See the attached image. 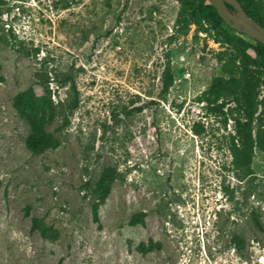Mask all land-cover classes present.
<instances>
[{
	"label": "rangeland",
	"instance_id": "rangeland-1",
	"mask_svg": "<svg viewBox=\"0 0 264 264\" xmlns=\"http://www.w3.org/2000/svg\"><path fill=\"white\" fill-rule=\"evenodd\" d=\"M179 8L0 0V264H264V151L235 167L230 109L200 101L216 54L237 50L264 97V51L224 24L180 31ZM22 92L35 119L48 95L78 100L45 126L55 141L38 154L14 104Z\"/></svg>",
	"mask_w": 264,
	"mask_h": 264
},
{
	"label": "trees",
	"instance_id": "trees-1",
	"mask_svg": "<svg viewBox=\"0 0 264 264\" xmlns=\"http://www.w3.org/2000/svg\"><path fill=\"white\" fill-rule=\"evenodd\" d=\"M175 1L180 6L175 20V26L180 27V31L186 30L189 24L199 21L213 24L216 31L215 24L217 26L224 24L207 0ZM237 1L249 18L264 27V0ZM228 8L232 10L231 6ZM229 30L238 35H243L231 28ZM226 41L229 42L228 39L223 42ZM255 43L264 51V45L259 42ZM215 58L216 68L212 72L210 85L201 95L200 101L206 104V109L211 113H224L223 109L226 107L230 109V117L234 122V135L231 136L229 145L233 158L232 163L238 169L246 170L252 162L254 149L258 148L264 151V143L262 142L264 123L258 121L259 114L264 113V97H260L259 81L251 69L253 59L247 53L237 50L235 54H227L222 51L218 52ZM172 83L173 76L169 64H166L161 74L163 94L168 92ZM45 89L49 94L48 88ZM73 89L75 90L74 87ZM14 104L18 110L23 112L25 122L30 127V132L25 139L26 147L31 152L38 154L50 148L55 141V138L44 129L45 126L52 122L57 111L67 122V115L76 109L78 100L73 98L67 102L54 105L48 95V100L44 101L42 107L43 117L39 119H35L24 112L25 109L32 108L33 105L31 98L26 96V92L18 94ZM231 104L233 107L228 108ZM253 120H256L255 135L252 134ZM104 191L105 182L101 181L97 184L95 193ZM150 247L142 246L140 251L145 253L150 250Z\"/></svg>",
	"mask_w": 264,
	"mask_h": 264
},
{
	"label": "water",
	"instance_id": "water-1",
	"mask_svg": "<svg viewBox=\"0 0 264 264\" xmlns=\"http://www.w3.org/2000/svg\"><path fill=\"white\" fill-rule=\"evenodd\" d=\"M208 2L229 28L264 45V27L249 18L237 0H208ZM228 6H231L232 10Z\"/></svg>",
	"mask_w": 264,
	"mask_h": 264
}]
</instances>
